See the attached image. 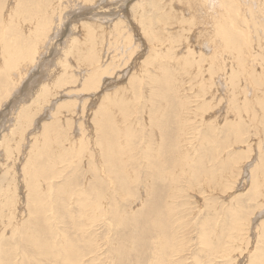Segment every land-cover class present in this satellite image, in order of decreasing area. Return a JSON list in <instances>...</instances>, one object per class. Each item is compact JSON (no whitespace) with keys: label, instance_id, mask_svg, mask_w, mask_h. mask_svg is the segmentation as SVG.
Segmentation results:
<instances>
[{"label":"rangeland","instance_id":"1","mask_svg":"<svg viewBox=\"0 0 264 264\" xmlns=\"http://www.w3.org/2000/svg\"><path fill=\"white\" fill-rule=\"evenodd\" d=\"M149 1H151V0H149ZM155 1H156L157 6H159V7L161 6L160 7L161 11H159V13L165 14V15L163 14L162 17L159 19L160 20V23L158 25L159 31L160 32L162 31L161 34L163 35V37L166 38V40L169 39V37L166 35H169L170 37H172V39H174V42L176 44V45L174 44L176 46V49L173 52L174 55H172V56L170 55V57H169L170 62L168 61L169 62L168 63L166 61V64L168 63V65L169 64L171 65V66L169 65L170 69L168 70V72H170V75H172V76L175 75L176 71H177V75L180 76L181 79H183V81L181 82L182 87H181V91H180V96H181V100L183 102L186 101L185 102L186 111L184 114H182V116L185 115V118L188 119L187 125H189L191 123L189 126L186 125V128L183 130L184 134L182 133L183 142L181 144V149L184 148L182 150L184 152L189 151V152L185 153L186 156L188 157L187 163H182V168H183L182 170H180V168H181L180 163H173V165H175V166L172 168V173H173V175H175L174 176L175 181L172 183V187L173 188L175 187L174 188L175 191H173V189H172L171 192L169 193V196L171 195V197H169V200H170V198H171V200L170 201L165 200V197L163 195V197L160 200H158V201H160L159 204L157 203L158 202L157 200H156L157 202L155 204H154V201L152 202L154 195H156V193H153V192L158 187H160L161 184L160 183L154 184L151 181V180H153L152 176L154 173L153 170H151L152 169L151 163H149V167H148V165H147L148 163L147 164L144 163L143 158H142V156H143L142 151H144V149H145V146H146L145 142H147L146 141L147 138H149V139L151 138V140L152 139L155 140L156 138H158L160 136V134H162L164 132H167V131H170L172 133L174 132V128H173L174 125L172 122L173 119L171 116L173 114L172 113L173 108L176 106L175 104H177V102L173 98H170L169 100H167L170 103L166 102V100H165V102L167 104L169 103V106L168 107L165 106L164 101H161V100L159 101L156 97H153V94H152V90H153L152 88H160L161 86L153 87L151 85H148L146 83L147 81L145 79H142V78H141L142 79L141 83L138 82V80H137L138 75H140V74L144 75V77L146 76L145 71L147 68H148L147 70L151 71V68L149 66H147L148 56L150 55L151 48H150V45L148 44L147 40L142 35L141 25L139 24L140 21L137 18L139 15L140 9H141V8H139V6L140 7L142 6L144 9L147 6L146 10H148V9H149L148 11L151 10L149 12V14L151 12L154 13L153 12L154 8L151 6V3L149 5L147 3L148 0H146V3H145V0H141V2H140V0H93L92 2H89L91 4H88L87 2H83L82 0H71L70 4H68L67 6L64 3V5L67 8L65 11H63V13L61 15L62 21H61L59 27L51 33L50 38L48 39L47 50L43 51V53L40 54V57H38V56L36 57V60L34 62L36 64L32 63L31 71L28 73V75L26 77L23 78L21 84L18 85L14 89L13 88L10 89L8 96L3 98L2 101H0V163H2V164H0V179L3 177L5 178L6 175H7L6 178L8 177V175L9 176L13 175V172L19 173V174L18 173L15 174V177L17 178L16 185L18 186L17 190H16V192H17L16 198H19V199H17L19 206L17 205L18 209L16 210V213L18 214L17 221L20 223L22 220V222H21L22 225H26V226H29L30 228H33L34 225L31 222L33 218H31V217H34V215L31 216L30 214H28V209L26 208V206H27L26 201L27 200L25 197L26 194H24L26 191L24 188L25 187L24 186V180H23L22 175H21L22 164L27 161L26 160L28 158L27 155H30L31 150L28 153V150L26 149L27 147L25 148V146H24V148H20L19 151L13 150L14 145H15V138L17 137L15 134L14 128L20 127L21 124L24 125L26 122L29 121V118L26 119V118L22 117L21 119H19L17 121L16 115H15L16 111L18 110V108L21 109L23 104H25V103L29 104V106H31V108L34 109L33 110L34 115L37 118L33 115L35 117V118L33 117L34 118L33 124L30 127H28L27 128L28 130L26 129L27 131L25 132V136H28V134H29V136L27 137V140L30 141V138H33L35 135L36 136L39 135V133L41 132V129H42V125L44 123L54 122L55 120L60 118V117H58V115H56V113H58L56 110V107L58 104H60L64 101H68V100H70V102H72V103L75 102L74 103V108H75L74 114L66 113L67 110H63V113L64 114L66 113L65 115H67L70 118V123L72 122L71 123L72 129L70 131V134L72 135V137H75V140H79V138H81L83 135L86 138V140H88L89 149H91L92 151H97L98 149H95L93 144H91V141L96 140V136H94V124L93 123H94L95 117L97 118L98 115L97 116H95V115L100 111L101 106H99V105L103 102L102 97L108 96V95H111V94L117 92L118 94L120 93L118 96H122V97L124 96L126 99H128L127 100L128 103L132 100L129 104L131 107V108L129 107L130 108V116L128 117V120L126 121L125 126H124V123L119 121L120 118L118 119V122H119L118 126L120 127V130H121V133L118 135L119 143H120V145L123 143V145H121V148L122 149L124 148L123 151H125V154H126V155H123V157L121 154L119 157H121V159L123 158L122 159L123 161L124 160L127 161L125 163V169L128 167L126 169V171L128 173L127 175L130 177V180H131L130 181L131 183L129 184L131 195L126 200H122L119 197H117L115 199V201L117 203L111 202V207H112L111 209L112 210L109 209L110 210L109 213L105 217H101L100 212L95 210L97 208H95V206H93V205H97L96 203H98V202L95 203V201H96L95 196L86 195L87 196L86 197L85 195H83V192L85 191V189L83 188L82 185H80L78 183L79 187L77 189H78V191L81 190V195L78 196V194H75L77 189L76 190L74 189V192L71 193V195H72L71 198H69V201H72V202L77 201L76 206L77 205L78 206L75 207V202H73V203L69 202L70 205L68 207V210L70 212V218H73L75 220V224L79 229L77 233L74 232L76 234L77 241L79 242L78 248H80V250L83 252L86 251L85 252L86 256L83 259V261L81 262V264H122V263L123 264H149L151 262L150 257H152V253L150 252V250H153L152 241H153V239H157L156 236H158L157 235L158 232L154 231L153 227H151V226L157 217L161 218V220L163 222H166V224H167V225L165 224L166 226H165V229L163 232V236H164L165 240H170L173 236L175 237V241L181 240V244H182L181 249H179L180 252H178L177 255L173 258L174 259L173 264H198V263L199 264H257L262 257L264 258V249H263L264 248V199H262V198H264V195H262V194H264V189H263L264 188V165L262 163V158L264 155V153H263L264 152V147H263L264 142L262 141V140H264L263 139L264 138V135H263L264 132L261 128L262 127L261 121H263L262 117H260V116H262V113H261L262 111H260L261 107L259 106V104L255 103V102H254L255 104L252 103L253 107L256 111V114H258L257 119H256L257 120L256 124H254V125L257 128L259 127L258 128L260 130L259 134H257V131L255 134V131L253 130L252 126L250 127L251 121L249 118L247 119L245 117V115H246L245 113L242 114L243 111H241L242 112L241 113V115H242L241 120L235 122L236 126H235V124H233V127H235L233 130L231 128L229 130L224 128L225 126L228 128L230 126L229 121H226L228 119L225 117L226 116L225 113L223 115L221 112V115L218 114L219 117L212 119L210 122L207 121L208 119L210 120V118H208V116L210 117L214 112H217L218 108H216L215 106H213L215 110L211 109L213 107H210L211 112L209 110L208 112L202 113L203 116L201 115L200 118L198 116L197 120H196V117L194 116V111H196V110L193 108H196V105H198V104H195V103H197L200 100V99L196 98L197 97L196 93L199 91L200 88L197 87V84L195 86V83L193 81L192 82L194 84H192V82L189 83L188 82L189 79H188V77H186V75H184L186 77V79L184 80V76L182 75L183 71H182V68L180 65L181 61H182L181 57L184 56L183 52H185V47H186V44L189 43L188 41L191 38L190 37L191 34H188V33L184 34V32H180V30L179 31L177 30L178 20L179 21L181 20V17H182L181 15L187 16V14H188V12H185V11L180 13L181 11L184 10L183 6H186V3H185L186 0H178V1L171 0V2H170V0H168V2H167V0H162V1L161 0H154V2ZM163 1H164V3H163ZM218 1H220V2L223 1V5H225V8H227V7L231 8L233 5L232 2H236L235 0H214V1H207V4L213 6V9H218L219 7H221V6L218 7V4H219ZM251 1L252 2L255 1V3H256V0H247L246 2H245V0H239V3L242 4V7L244 6L245 8H247L251 4ZM217 2H218V4H217ZM169 4L174 10L172 8H171L172 10L169 9V7H170ZM247 4H249V5H247ZM162 5H165L164 8L162 7ZM226 5H228V6H226ZM148 6H150L151 8ZM250 8H252V7H250ZM198 10H201V8H199ZM249 10L252 11V9H245L247 15H249L248 14L250 12ZM167 11L170 14H168ZM252 12L254 13L253 15H257V17H258L257 9L253 8ZM172 13L174 14V18H173V16H171ZM249 17L250 16H248V18ZM172 18H173V20H171ZM63 19H64V21H63ZM167 19L170 21H168ZM261 19H263V20H260L261 25L258 22L259 26L258 25L256 26L258 28L255 29L253 24L250 25V29L252 31V33L251 32L250 33L252 35V38L254 39L253 40L254 45L257 44V42L258 43L259 42L264 43V36L262 37V35H263L262 32H264V17ZM156 22H158V21H156ZM164 23H165V25H164ZM95 24L98 26H96ZM90 25H92L93 27H91ZM163 25H164V27H163ZM124 27H126V28H124ZM166 27H167V29H166ZM115 29L120 30L119 33H117L115 31ZM168 29H169V31H168ZM164 34H166V35L164 36ZM187 35H189V36H187ZM91 36H93V37L91 38ZM122 37H124V38H122ZM127 37H129L130 41L126 40ZM187 37H189V38H187ZM118 41L120 43L121 42H123V43L120 44ZM200 41H203V40H200ZM132 42H133V44H132ZM194 42H195V40H194ZM85 43L86 44L88 43V45H85ZM101 43H103V45ZM129 43H130V45H129ZM182 44H184V45H182ZM115 45L117 48L114 47ZM88 46H90V47H88ZM122 46H123V48H121ZM197 46L198 45H193L192 46L193 48H189V49H191V50L193 49L192 51H198L199 47H197ZM74 47H76V49H77V51H79V53L81 51V54H85L86 52H89V50L91 53H95V51L97 52L98 48L100 47L99 51L96 53V58L99 57L98 63H99V66L101 65L100 66L101 68H103V67L106 68L105 66L112 62V61L110 62L109 60L113 57L114 61L112 62V67L110 68L111 70L109 71V72H111V74L110 75H104L101 77L97 89L88 90V91L82 90V92H80L81 91L80 88L82 86V81H80L79 76L80 75L83 76V74L86 72L85 70H86L87 66H85V62H87V61H85L84 63L81 62V63L77 64L76 58L72 57V55H70L68 53V51L69 52L72 51V49ZM111 47H113V48H111ZM86 48H88V50ZM131 48H133V49H131ZM73 50H75V49H73ZM85 50H87V51H85ZM181 51H182V53H180ZM187 51L188 50H186V52ZM255 51L257 52L258 50H255ZM103 52H105V53H103ZM206 53L209 54V51L206 50ZM179 54H181V55H179ZM223 54L224 55L222 57V62H226V64L222 65L223 66L222 68L225 67L223 70H224V73H226V74L229 73L231 70L233 72H235L234 82H235L236 89L240 90L241 88H244L243 85H246L250 81V79H248V78H250V76L248 75L249 71L253 72V75L254 74L256 75L257 73H258L257 76L261 75V71H262L261 68H264L262 66V64L254 62V64H252V63L250 64V67L252 68L253 71L248 70V69H247L248 72L246 70L241 71L239 69L240 67L236 66V62L231 58L230 55H228L226 53H223ZM175 57H177V58H175ZM65 58L68 59L69 62L67 64V66L68 67L71 66V69L69 68L67 70V72L66 73L64 72L65 74H63V73H61V71L63 72V68H64L62 65V61L65 60ZM117 58L119 60H117ZM120 58H122V59H120ZM144 60H145V62H144ZM103 62H105V63H103ZM247 64H249V63L246 62V65ZM263 64H264V62H263ZM113 67H116V68L113 69ZM245 67L247 68L248 66H245ZM238 69H239V71H238ZM138 71H139V74H138ZM153 72H155V71L153 70ZM156 73H160V72L156 71ZM243 73H244V75H242ZM59 75H62V76H59ZM71 76L75 78L74 79L75 81L73 80V83L69 84V85L64 84L63 82L66 80V78L67 77L69 78ZM246 77H248V78H246ZM224 78H225V76L223 75L222 79H224ZM255 78H256V76H255ZM243 79H244V81H243ZM62 80H63V82H61ZM237 80H239V81H237ZM130 81H132V82H130ZM133 82H134V84H133ZM220 82H221L220 84L219 83L217 84L218 88L216 86L214 88L212 87V90L216 89V93H214L215 94L214 96L216 97L215 101L217 100V98L220 99L222 97V95H224L227 92L225 89L226 85L223 84V83H225L224 80H220ZM130 83H132V85ZM187 84H189V85L185 86ZM47 86H49V90L47 91L48 95L43 99L44 102L40 105V103H37L38 99H36V98L38 97V94L40 95L41 91L43 89H45ZM183 87H185V89ZM193 87H194L195 92L193 90ZM147 88H148V90H147ZM70 89H76L77 91L69 92ZM126 89H127L128 94L125 91ZM135 89H136V92H135ZM138 90H140V91L143 90V91L140 92ZM149 91H151V93ZM190 92H191V96H190ZM223 92H224V94H223ZM139 93L142 96H140ZM105 94H108V95H105ZM131 94H133L132 97H131ZM251 94H252L251 91L246 93V98L251 99L252 98ZM219 96H221V97H219ZM206 97L209 98V95H206ZM195 99H196L195 102L192 101ZM154 100L158 104L154 103ZM100 101H101V103H100ZM143 101H144V103H143ZM173 101L175 102L174 104H172ZM84 102H86V103H84ZM222 103H223V105H221L222 107L221 106L220 107L225 109V103H226L225 99H221V104ZM152 104L153 105L156 104V105L153 106ZM170 104H172V105H170ZM236 104H237V106H240V105L243 106V96H238L236 98ZM83 105H84V107H82ZM144 105H146V106H144ZM119 106H121V105H119ZM132 106H133V110H132ZM150 107L153 108L152 109L153 111L152 110L149 111V109H151ZM163 107H165V108H163ZM170 110H172V112ZM257 110H258V113H257ZM39 111H42L41 115H40ZM52 111H54V112H52ZM151 111L153 113H151ZM140 112L143 114H141ZM49 113H50V115H49ZM168 113L170 114V116L167 117ZM207 113H208V115H207ZM150 116H152V117H150ZM187 116H189V117H187ZM191 116H193V117H191ZM154 117H155V119H152ZM159 117H160V119H159ZM228 117L230 118L231 116H228ZM131 118H132V120H131ZM133 118H134V120H133ZM146 118H147V120H146ZM92 119H93V121H92ZM164 119L165 120L167 119L168 124H169L168 126H167V124L165 125L166 122ZM203 119L205 120V122L207 121L208 123H204ZM159 120H161V121L158 122ZM169 120H171V122ZM213 120H215V121H213ZM154 121H156L155 125H154ZM194 121L195 122L197 121V123H195ZM249 121H250V124L248 125ZM198 122H201V124L202 123L203 124L200 125V124H198ZM211 122L214 123L211 126L214 129H215V127H217L218 131L211 129V126H210ZM128 123H129V125H128ZM143 123H144V125H143ZM132 124H134V125H132ZM204 124H206V125H204ZM218 124H221V125H218ZM245 124H246V126H245ZM17 125H19V126H17ZM137 125H141V126L139 127ZM144 126H145V128H144ZM146 126H147V128H146ZM148 126H151V127H148ZM164 126H165V128H164ZM196 126H198V127H196ZM208 127H210V132H211L210 135L211 136H209V132H208L209 130H207ZM20 128H22V127H20ZM122 128H123V130H122ZM133 128H134V130H133ZM137 128H138V131H137ZM160 128H161V130H159ZM140 129H141V131H140ZM197 130L199 131V133L200 132L201 133L198 134ZM132 131H134V132H132ZM149 131H150V134H149ZM161 131H162V133H161ZM145 132H147L146 136H145ZM238 132H240V133H238ZM261 132H263V134H261ZM129 134H131V135H129ZM214 134H215V136L212 139V136ZM246 134L249 136V138L250 137L251 138L249 139ZM32 135H33V137H32ZM125 135H126V139H125ZM152 135H154V136H152ZM185 135L187 137L189 136V138H186ZM203 135H205L206 137L207 136L209 137V138L207 137L208 141H209L208 146L211 145L210 148L208 147L209 151L206 149H202V147H200L201 146L200 137H202ZM235 135H237V136H235ZM5 136H8L7 139L9 140L8 141L9 143H6L5 140L2 141ZM78 136H80V137H78ZM122 136H124V137L122 138ZM150 136H152V137H150ZM221 136H223V137H221ZM127 137H128V139H127ZM132 137H133V139H132ZM210 137H211V139H210ZM224 138L227 139L226 143H224L225 145L222 144V141ZM237 138L239 139V141ZM121 139H123V140H121ZM142 139H143V141H142ZM215 139H216V142H215ZM228 140H229L230 144L228 143ZM197 141H198V143H197ZM219 141L221 143H218ZM138 142H139V144H138ZM219 144H221V145H219ZM23 145L27 146V144H23ZM253 145H254V147H253ZM8 147H10L11 148L10 151H12V155L10 154V159L8 158L9 160L6 158V154L4 151V149L5 148L8 149ZM92 147L95 150H93ZM140 147L142 149H139ZM153 147L154 146L152 145L151 152L154 151ZM22 149H23V151H22ZM127 150L129 153L128 152L126 153ZM129 150H131V151H129ZM210 152H212V153H210ZM243 152H244V155H243ZM93 154H94V161L96 162L95 165H96V168L98 169L97 166L98 165L100 166V157H99L98 151L93 152ZM151 154H153V153H151ZM133 155H135V156H133ZM213 155H215L216 157ZM211 156H212V158H211ZM209 158H210V160H209ZM215 158H217V159H215ZM258 158H259V160H258ZM84 159H85V155H84ZM5 161L6 162L8 161V163H6ZM85 161L86 160H84V165H87ZM190 162H192V163L190 164ZM79 163H81V162H79ZM184 164H185V166H184ZM204 165H206V166H204ZM199 166L200 167L202 166V168H200ZM7 167L12 168V169L8 170L9 168H7ZM81 168H82V164H81ZM188 168H190V169H188ZM134 170H136L135 173H134ZM141 170L143 171V173L145 171L144 175L141 172ZM183 170H185V171L190 170L193 172L194 175H200L201 174L200 177H202L206 173H207V175L209 174V176H217L219 179H218V182L216 184V186H217L216 189L214 190L213 188H208V187L202 188V186L200 187V185L192 186L190 184L189 179L187 178L188 176L187 175L185 176L184 173L182 174ZM218 170H219V172H218ZM210 171H212V172H210ZM10 172H11V174H10ZM130 172H132V173L130 174ZM138 172L141 175L138 174ZM6 173H8V174H6ZM75 173H77V172L75 171ZM85 173L86 172L82 173L81 169L79 170L78 176H81V177H78L79 181L85 175H86L85 177L90 178V176H91L90 173H86V174ZM228 174H229V177H228ZM230 174H232V175H230ZM93 182L94 181L91 180V185L96 187L97 185H95ZM228 182H230V183H228ZM4 183H6V182L4 181ZM152 183L154 184V186L152 185ZM106 184H107V182H106ZM177 186H179V187H177ZM106 187L109 189L108 184ZM161 187H162V185H161ZM220 187H221V189H220ZM69 188H72V187L69 186ZM225 189H226V191H225ZM68 190H70V189H68ZM99 190H100L99 192H101L103 190V186ZM95 191H96V193L98 192L97 187H96ZM186 191H188V192H186ZM189 191H190V195H189ZM207 191H209V192H207ZM138 192H140L142 194H140ZM20 193H21V195H20ZM163 193H164V191H163ZM172 193H175V194H172ZM151 195H153V196H151ZM91 196H92V198H91ZM140 197H141V199H140ZM214 197H216V198H214ZM90 198H91V200H90ZM195 198H196V200H195ZM216 199H218V200L216 201ZM143 201H144V203H143ZM160 203H162V204L160 205ZM170 203H171V205H170ZM199 203H200V205H199ZM147 204H149V205L146 206ZM91 206H93V207H91ZM170 207H172V209ZM168 208H169V210H168ZM139 209H141V210H139ZM165 209H167V210H165ZM172 210L173 211L175 210V211L172 212ZM239 210H240V212H239ZM132 211H135L136 213L134 212V214H132L133 213ZM148 211L149 212L153 211V212L148 213ZM197 211H199L200 213ZM207 211H208V213H207ZM241 211L244 213H241ZM49 214H51L53 218H51V222L48 225H49V227H51L50 229H51V232L54 234V236H58L57 238L61 237V235H59L60 232L58 233L57 229H59V228L60 229H62V228L72 229V227L71 228L68 227L67 223H65L66 222L65 219H70V218H66V215H64L62 213V211L56 210V215L58 216V218H59V216L61 217V220L59 219L60 221H57L58 218L55 216V210L54 209H51ZM90 214H92V215H90ZM109 214H110V216H109ZM143 214H144V217L143 216L141 217V215H143ZM152 215H154V216H152ZM155 215H157V216H155ZM29 216H31V217H29ZM121 216H122V218H121ZM28 217H29V219H28ZM162 217H163V219H162ZM113 218H115V219H113ZM117 218H118V220H117ZM129 218H131L130 221L128 220ZM150 218H152V219H150ZM246 218L248 221L247 222L243 221L244 219L246 220ZM134 219H135V221H134ZM169 219H171V221H172L171 223L174 226L171 225ZM25 220H27L28 222ZM136 220H138V221H136ZM4 221H5V224H4ZM6 221H7L6 219L0 218V235H1L0 236V243L4 246L0 249V264L5 263L6 260H5L4 254H8L9 251H11V254H13L12 257H8L11 259L10 264H13V263L14 264H18V263L20 264V262H21L20 259H23L24 264H29L32 261V260L29 261V259L31 257L30 256V254H31L30 246L25 245L27 243H25L24 241H20L22 239V237L24 239V236H22V235L20 236L19 234H16L15 236H11V234L9 233L10 229L8 228L11 226V224H10V226H7ZM107 221H110V222L108 223ZM226 221H228V222H226ZM229 221L231 222L230 226L232 228L229 227ZM56 222H59V224H56ZM82 222L86 223L87 226L85 227V226L81 225ZM134 222L136 224L139 222L141 225L138 223L135 226ZM149 222H151V223H149ZM14 223H16V220L14 221ZM142 223H143V225H142ZM27 224H29V225H27ZM88 224H91V226L90 225L88 226ZM189 224H190V226H189ZM227 224H228V226H227ZM259 224H261L262 227ZM148 225H151V226H149L150 229L147 228ZM189 227H190V230H189ZM211 227H213V228H211ZM236 227L239 229H237ZM259 227H261V228H259ZM3 228H5V229H3ZM140 229H142V230H140ZM219 229H220V231H218ZM195 230H196V233H195ZM210 230H213L214 232L213 231L210 232ZM232 230L235 232H233ZM6 231H7V233H6ZM141 231H143V232H141ZM171 231H173V232H171ZM66 232L70 234V231H66ZM190 232H191V234H190ZM229 232H231V233H229ZM139 234L141 235L140 237L138 236ZM18 235L20 238L18 237ZM187 235H189V236H187ZM137 236H138V238H141V239H138ZM132 237L135 238L134 239L135 241L132 240L133 239ZM136 239L138 240V242H136L137 241ZM205 240H211L210 241L211 244L212 243L214 244V246L212 244V248H213L212 250H210V251L208 250L210 248V246L205 247V244L203 243V242H205ZM216 240H217V242H216ZM140 241H142L143 243L141 242V244H138L139 245L138 246L136 243H140ZM246 241H247V243H246ZM116 242H117V244H121V243L122 244L117 245ZM118 242H120V243H118ZM6 243H8V244H6ZM9 243L11 244V246H9ZM22 243H23V245H22ZM91 243H93V244H91ZM130 243L132 245H130ZM224 243H225V245H224ZM88 244L93 245V248H91V251L87 253L86 247L88 246ZM123 244L124 245L126 244V246H124ZM197 244L199 245V247ZM140 245H142V246L140 247ZM116 246L118 247L117 249H116ZM120 246H123L124 249L121 248ZM131 246H133L132 248H134V247L135 248L131 249ZM228 246H230V247H228ZM138 248H139V250H140V248H142L141 249L142 251L140 250L141 251L140 252L138 250ZM207 250H208V252H207ZM225 250L227 253L225 252ZM198 251H199V253H198ZM127 252H128V254H127ZM202 252H203L204 256H202ZM24 253H25V255H24ZM180 253H181V255H180ZM8 255L10 256V254H8ZM258 255H259V257L257 258ZM193 256H195V257H193ZM222 256H224V257L222 258ZM251 256H253V257H251ZM254 256H256V257H254ZM8 258L6 257V259H8ZM32 259H35V257L34 258L32 257ZM222 259H224V260H222ZM226 260H228V261H226Z\"/></svg>","mask_w":264,"mask_h":264},{"label":"bare ground","instance_id":"2","mask_svg":"<svg viewBox=\"0 0 264 264\" xmlns=\"http://www.w3.org/2000/svg\"><path fill=\"white\" fill-rule=\"evenodd\" d=\"M82 1L87 2L88 4H91L89 2H92L93 0H82ZM174 1H178V0H174ZM207 1H214V0H186V2H185L186 6H183L184 10L181 11L180 13L185 11V12H188V14H187V16L180 14L182 17H181L180 21L178 20V25H177L178 31L180 30V32H184V34L185 33L191 34L190 35L191 38L188 41L189 43L186 44L185 52H183L184 56L181 57L182 61H181L180 65H181V68L183 71L182 75L183 76L186 75V77H188V79H189L188 82L191 83L193 81L195 83V86L197 84V87L200 88L199 91L196 93V96H197L196 98L200 99V100L197 103H195V104H198V105H196V108H193L196 110V111H194V116L196 117V120H197L198 116L200 118L202 113L208 112L210 110V107L215 106L216 108H218L217 112L213 111L214 113L210 117L208 116V118H210V120L207 118L208 119L207 121L210 122L212 119L219 117L218 114L221 115V112L223 115L225 113L226 114L225 117L228 119L226 121H229L230 126H229V128L226 126L224 128L227 130H229L231 128L233 130L235 128V127H233V124H235V122L241 120V118H242V115H241L242 112L241 111H243L242 114L245 113L246 114L245 117L247 119L249 118L251 121L252 125L250 124V121H249L248 125L250 124V127L252 126L253 130L255 131V134H256V131H257V134H259V132H260V130L258 129L259 127L257 128L254 125V124H256V121H257L256 119H257L258 114H256V111L253 107V104L257 103L261 107L260 111H262L261 112L262 116H260V117H262V120H263V121H261L262 127L260 125L259 126L262 128V130L264 132V68H261L262 71H261V75H259V76H257L258 73L256 75L255 74L253 75V72L249 71L248 75L250 76V78H248V77H246V78L250 79V81L246 85H243L244 88H241V89L239 88L240 90L236 89V87H235V82H234L235 72H233L231 70L229 73L226 74V73H224V70H223L225 67L222 68L223 67L222 65L226 64V62H222V57L224 55L223 53L230 55L231 58L236 62V66L240 67L239 69L241 71L246 70L248 72V70H252V68L250 67V64L251 63L254 64V62L262 64V66L264 67V64H263V62H264V43H261V42L258 43L257 42V44L254 45V41H253L254 39L252 38V35H251L252 31L250 29L251 24H253L255 29L258 28V27H256L257 25L258 26H259V24L261 25L260 20H263L261 18L264 17V0H256V3H255V1H253V2L251 1L250 5L247 4V5H249V7H247V8H245L244 6L242 7V4L239 3V0H235L236 2H232L233 5L231 8H229V7L225 8V5H223V1L222 2L218 1L219 2V4L217 2L218 7L221 6L218 9H213V6L208 5ZM246 1L247 0H245V2ZM70 2H71V0H0V101H2L3 98L8 96L10 89H12V88L14 89L18 85L21 84L23 78L26 77L28 75V73L31 71L32 63L35 62L36 57L37 56L40 57V54L43 53V51L47 50L48 39L50 38L51 33L59 27V25L62 21L61 15H62L63 11L66 10V8H67L66 6L68 4H70ZM140 2H141V0H140ZM167 2H168V0H167ZM170 2H171V0H170ZM64 3L66 6L64 5ZM145 3H146V0H145ZM147 3H148V5L151 3V6L154 8V11H153L154 13L151 12L149 14V12L151 10L150 11H148L149 9L146 10L147 6L145 9L142 6L141 7L139 6V8H141V9H140V12H139V15L137 18L140 21L139 24L141 25L142 35L147 40V42L151 48V52H150V55L148 56V61H147V66H149L151 68V71L147 70L148 69L147 68L145 71L146 76L144 77V75L140 74V75H138L137 80H138V82L141 83L142 79H145L147 81L146 83L148 85H151L153 87L161 86L160 88H152L153 89L152 90L153 97H156L159 101L161 100V101L165 102V100H166V102H169L167 100H169L170 98H173L177 102V104H175L176 106L173 108V112H172V110H170L173 113L171 117L173 119L172 122L174 125L173 126L174 132L172 133L170 131H167V132L162 133V131H161L162 134H160V136L158 138H156L155 140L154 139L151 140V138L150 139L147 138V140L145 139L147 142L144 141L146 143V146H145L144 151H142L143 152L142 158H143L144 163H146V164L148 163L147 164L148 167H149V163H151V168H152L151 170H153V172H154L153 176H152L153 180H151V181L154 184L160 183L162 185V187L160 185V187H158L153 192V193H156V195H154V197L156 199L153 197V200H152V202L154 201V204H155L158 200H160L163 197V195L165 197V200H169V197H171V195L169 196V193L171 192L172 189H173V191H175L174 190L175 187L174 188L172 187V183L175 181V178H174L175 175H173V173H172V168L175 166V165H173V163H180L181 164L180 170L183 169L182 163H187L188 157L186 156L185 153H187L189 151H187V152L182 151L184 148L181 149V144L183 142L182 133H183V130L186 128L188 119L185 118V115L182 116V114H184L186 111V105H185L186 101L183 102L181 100V96H180V91H181V87H182L181 82L183 81V79H181L180 76L177 75V71H176V74L173 76L170 75V72H168V70L170 69V67H169L170 64L168 65V63L170 62L169 57H170V55L171 56L174 55L173 52L176 49V46H175L176 44L174 42V39H172V37L164 34V36L166 35L169 37V39L166 40V38L163 37V35L161 34L162 31L161 32L159 31V27H158V25L160 23L159 19L164 14V13H162V14L159 13V11H161V8H160L161 6L160 7L157 6L156 1L154 2V0H151V1L148 0ZM163 3H164V1H163ZM170 4H169V6H170ZM165 5H162V7L164 8ZM226 6H228V5H226ZM148 7H150V6H148ZM250 7H252V8H250ZM171 8L172 7L170 6L169 9H171ZM199 8H201V10H198ZM253 8L257 9L258 17H257V15H253L254 14L252 12ZM245 9H252V11L249 10L250 11L248 13L249 15H247V13H246L247 10L245 11ZM167 13L170 14L168 11H167ZM173 13L171 14V16H173V18H174ZM248 16H250V17L248 18ZM173 18L171 20H173ZM63 21H64V19H63ZM156 21H158V22H156ZM168 21H170V20H168ZM258 22H259V24H258ZM164 25H165V23H164ZM164 25H163V27H164ZM90 26L93 27L92 25H90ZM96 26H98V25H96ZM124 28H126V27H124ZM166 29H167V27H166ZM115 31L117 33H119L120 30L115 29ZM168 31H169V29H168ZM262 34H263L262 35V37H263L264 32H262ZM187 36H189V35H187ZM92 37L93 36H91V38ZM122 38H124V37H122ZM187 38H189V37H187ZM126 40L130 41L129 37H127ZM194 40H195V42H194ZM200 40H203V41H200ZM121 43H123V42H121ZM130 43H129V45H130ZM101 44L103 45V43H101ZM132 44H133V42H132ZM184 44H182V45H184ZM85 45H88V43L87 44L85 43ZM193 45H198L197 47H199V50L198 51H192L193 49L192 50L189 49V48H193L192 47ZM88 47H90V46H88ZM114 47H116V45ZM111 48H113V47H111ZM121 48H123V46ZM73 49H75L76 51ZM73 49L70 52L68 51V53L70 55H72V57L76 58L77 64H79L81 62L84 63L85 61H87V62H85V66H87V68H86V70L84 69L86 72L83 74V76H81V75L79 76L80 81H82V86L80 88L81 89L80 92H82V90L88 91V90L97 89L101 77L104 75H110L111 74V72H109V71L111 70L110 68L112 67V62L114 61L113 57L110 60L108 59L110 62L111 61L112 62L110 64H107L105 66L106 68H104V67L101 68L100 67L101 65L99 66V63H98L99 57L96 58V53L99 51L100 47L98 48L97 52L94 50L95 53H91L89 50V52H86L85 54H81V51L79 53V51H77L76 47H74ZM86 49L88 50V48H86ZM131 49H133V48H131ZM87 50H85V51H87ZM186 50H188V51L186 52ZM206 50L209 51V54L206 53ZM255 50H258V51L256 52ZM103 53H105V52H103ZM180 53H182V51ZM179 55H181V54H179ZM175 58H177V57H175ZM120 59H122V58H120ZM117 60H119V59L117 58ZM166 61L167 62L169 61V62L166 64ZM68 62L69 61L67 58H65V60L62 61V65L64 68H63V72L61 71V73L65 74L69 68L71 69V66H69V67L67 66ZM144 62H145V60H144ZM246 62H248L249 64L246 65ZM103 63H105V62H103ZM34 64H36V63H34ZM245 66H248V67L246 68ZM114 68H116V67H113V69ZM152 69L155 72H153ZM239 69H238V71H239ZM156 71H159L160 73H156ZM138 74H139V71H138ZM62 75H59V76H62ZM223 75L225 76L226 79L225 78L222 79ZM242 75H244V73ZM255 76H256V78H255ZM186 77L184 76V80L186 79ZM74 79L75 78L71 76L69 78L67 77L64 82H63V80L61 82L69 85V84L73 83ZM220 80H224L225 83H223V84L226 85L225 89L227 92L225 94L223 92L224 95H222V97L219 96L221 98L220 99L217 98V100H216L217 102H216L215 101L216 97L214 96L215 95L214 93H216V89L212 90V87L214 88L216 86L218 88L217 84L221 83ZM237 81H239V80H237ZM243 81H244V79H243ZM130 82H132V81H130ZM193 82H192V84H194ZM130 84L132 85V83H130ZM133 84H134V82H133ZM188 85L189 84H187L185 86H188ZM183 88L185 89V87H183ZM48 90H49V86H47L45 89H43L41 91L40 95L38 94V97L36 98V99H38L37 103H40V105H41L44 102L43 99L48 95V93H47ZM140 90H138V91H140ZM147 90H148V88H147ZM193 90H194V87H193ZM73 91L75 92L77 90L76 89H70L69 90V92H73ZM125 91L128 94L127 89ZM142 91H140V92H142ZM250 91L252 92V94H251L252 98L247 99L246 93H248ZM135 92H136V89H135ZM149 92L151 93V91H149ZM191 92H190V96H191ZM194 92H195V90H194ZM108 94H105V95H108ZM119 94L117 92H115L111 95L103 96L102 97L103 102L101 103V101H100L101 104L99 105V106H101L100 111L95 115V116L98 115L97 118L95 117L94 123H93L94 124V136H96V140L91 141V144H93L95 149H98L97 151H98V154L100 157V166L99 165L97 166L98 169L96 168V165H95L96 162L94 161V154H93V152H97V151H92L91 149H89L88 140H86V138L83 135L81 138H79V140H75V137H72V135L70 134V131L72 129L71 128L72 122L70 123V118L65 114L66 113H70V114L75 113V108H74L75 102L72 103V102H70V100H68V101H64V102L58 104L56 107V110L58 113H56V115H58V117H60V118L55 120L54 122L44 123L42 125V129H41V132L39 133V135L38 136L35 135L34 137L32 135L33 138H30V141L27 140V137L29 136V134H28V136H25V132L28 130L27 128L33 124V120L36 117L34 115V111H33L34 109H32L31 106H29V104L25 103V104H23L21 109L18 108V110L16 111L15 115H16L17 121L19 119H21L22 117L26 118V119L29 118L28 122H26L24 125H22V124L20 125V127H22V128H20V127L14 128V131H15V134L17 137L15 138V145H14L13 150L19 151V149L24 148V146H25V148L27 147L26 149L28 150V153L31 150L30 155H27L28 153L26 154L28 158L26 159L27 161L22 164L21 175H22V178L24 180V186H25L24 188L26 191L24 193V194H26L25 197L27 200L26 201V203H27L26 208L28 209V214H30L31 216L34 215V217L29 216V217L33 218L31 222L34 226H33V228H30L29 226L22 225L21 224L22 220L20 223L17 221L18 214L16 213V210L18 209L17 207L19 206L18 205L19 203L17 201V199H19V198H16L17 197L16 190H17L18 186L16 185L17 178L15 177V174H17L18 172L17 173L13 172V175H11V176L8 175L7 178H6L7 175L5 176V178L3 177L4 176L3 175L2 177L4 179L3 178L0 179V202H1L0 203V218H4L7 220L6 221L7 226H10V224H11V226L8 227L10 229L9 233L11 234V236H15L16 234H19L20 236L21 235L24 236V239L22 237V239L20 241H24L25 243H27L25 245L30 246V250H31L30 256L31 257H30L29 261H31V260L32 261L29 264H81V262L85 258V256H86L85 252L86 251L83 252L80 250V248H78L79 242L77 241L76 234L74 233V232L77 233L79 229L75 224V220L73 218H70V212L68 210L70 203L75 202V207L78 206V205L76 206L77 201H73V202L69 201V198H71V196H72L71 193L74 192V189L76 190L79 187V184L82 185L83 188L85 189V191L83 192V195L95 196V198H96L95 203L96 202H98V203H96L97 205H93V206H95V208H97L95 210L100 212L101 217H105L109 213V211H110L109 209L112 208L111 202L115 203L116 202L115 199L117 197H119L122 200H126L127 198L130 197L131 193H130V187H129L130 185L129 184L131 183L130 182L131 180H130V177L127 175L128 173L126 171V169L128 167L125 169V163L127 161H125V160L123 161L122 160L123 158L121 159V157H119L121 154H122V157H123V155H126V154H125V151H123L124 148L123 149L121 148V145H123V143L121 145L119 143L118 135L121 133V130H120V127L118 126L119 125L118 119L120 118L119 121L124 123V126H125V123L128 120V117L130 116V108L131 107L129 104L132 100L128 103L127 102L128 99H126L124 96L123 97L118 96ZM139 95H140V93H139ZM206 95H209V98H207ZM132 96H133V94H131V97ZM140 96H142V95H140ZM238 96H243V106H241V105L237 106L236 98ZM221 99H225V102H226L225 103V109L221 108L222 107L221 105H223V103L221 104ZM144 101H143V103H144ZM192 101L195 102L196 99L192 100ZM166 102H165V106L168 107L170 102L168 104ZM84 103H86V102H84ZM154 103H156L155 100H154ZM174 103L175 102L173 101L172 104H174ZM156 104H158V103H156ZM156 104H154V105H156ZM172 104H170V105H172ZM119 105H121V106H119ZM144 106H146V105H144ZM82 107H84V105ZM152 107H150L151 109H149V111L153 109ZM163 108H165V107H163ZM211 109L215 110L214 107ZM63 110H67V112L65 111L66 113L64 114ZM132 110H133V106H132ZM152 111H151V113H153ZM41 112L42 111H39L40 115H41ZM52 112H54V111H52ZM210 112H211V110H210ZM257 113H258V110H257ZM141 114H143V113H141ZM49 115H50V113H49ZM207 115H208V113H207ZM152 116H150V117H152ZM168 116H170L169 113H168L167 117ZM228 116H231V117L229 118ZM187 117H189V116H187ZM191 117H193V116H191ZM147 118H146V120H147ZM152 119H155V117ZM159 119H160V117H159ZM131 120H132V118H131ZM133 120H134V118H133ZM92 121H93V119H92ZM160 121L161 120H159L158 122H160ZM169 121L171 122V120H169ZM207 121L205 122V120H204V123H208ZM213 121H215V120H213ZM165 122H166L165 125L167 124V126H168L169 124H168L167 119L165 120ZM212 122H211L210 126L212 124H214ZM195 123H197V121ZM155 124H156V121H154V125ZM198 124L202 125L203 123L201 124V122H198ZM128 125H129V123H128ZM132 125H134V124H132ZM141 125H137V126L140 127ZM143 125H144V123H143ZM189 125H187V126H189ZM204 125H206V124H204ZM218 125H221V124H218ZM17 126H19V125H17ZM235 126H236V124H235ZM245 126H246V124H245ZM148 127H151V126H148ZM196 127H198V126H196ZM144 128H145V126H144ZM146 128H147V126H146ZM164 128H165V126H164ZM141 129H140V131H141ZM211 129L218 131L217 127H215V129H214L211 126ZM122 130H123V128H122ZM133 130H134V128H133ZM159 130H161V128ZM207 130H209L208 131L209 136H211L210 135V133H211L210 127H208ZM137 131H138V128H137ZM150 131H149V134H150ZM132 132H134V131H132ZM147 132H145V136H146ZM197 132H198V134L201 133V132L199 133L198 130H197ZM263 132H261V134H263ZM238 133H240V132H238ZM126 135H125V139H126ZM129 135H131V134H129ZM8 136H5L2 141L5 140L6 143H9L8 142L9 140L7 139ZM152 136H154V135H152ZM152 136H150V137H152ZM214 136H215V134L212 136V139ZM235 136H237V135H235ZM78 137H80V136H78ZM123 137L124 136H122V138ZM207 137L205 135L200 137V140H201V146L200 147H202V149H206L209 151V148L211 145L208 146V144H209L208 138L209 137L208 138ZM221 137H223V136H221ZM186 138H189V136L188 137L186 136ZM248 138H249V136H248ZM127 139H128V137H127ZM132 139H133V137H132ZM210 139H211V137H210ZM121 140H123V139H121ZM226 140H227L226 138L223 139V141H222L223 145H225L224 143H226ZM142 141H143V139H142ZM238 141H239V139H238ZM262 141L264 142V140H262ZM215 142H216V139H215ZM197 143H198V141H197ZM218 143H221V142L219 141ZM228 143H229V140H228ZM23 144H27V146L23 145ZM138 144H139V142H138ZM152 145L154 146L153 152H151ZM219 145H221V144H219ZM253 147H254V145H253ZM94 148H93V150H95ZM10 149H11L10 147H8V149L7 148L4 149L7 159L8 158L10 159V154L12 155V151H10ZM139 149H142V148L140 147ZM22 151H23V149H22ZM129 151H131V150H129ZM127 152H128V150L126 151V153ZM151 153H153V154H151ZM210 153H212V152H210ZM84 155H85V159H84ZM243 155H244V152H243ZM133 156H135V155H133ZM213 156H215V155H213ZM211 158H212V156H211ZM215 159H217V158H215ZM84 160H86L85 162L87 165H84ZM209 160H210V158H209ZM258 160H259V158H258ZM79 162H81V163H79ZM6 163H8V161ZM191 163L192 162H190V164ZM262 163L264 165V155L262 158ZM0 164H2V163H0ZM81 164H82V168H81ZM184 166H185V164H184ZM202 166L201 167L199 166V167L202 168ZM204 166H206V165H204ZM7 168H9V167H7ZM10 169H12V168H9L8 170H10ZM80 169L82 170V173L83 172L90 173V175H91L90 178L85 177L86 176L85 175L79 181L78 177H81V176H78ZM188 169H190V168H188ZM75 171L77 173H75ZM135 171L136 170H134V173H135ZM11 172H10V174H11ZM132 172H130V174ZM141 172L143 173L142 170H141ZM210 172H212V171H210ZM218 172H219V170H218ZM183 173L185 174V176L186 175L188 176L187 178L189 179L190 184L192 186L200 185V187L202 186V188L208 187V188H213L214 190L217 187L216 184H217L218 179H219L217 176H209V174L207 175V173H206L202 177H200L201 174L200 175H194L193 172L190 170L189 171L183 170L182 174ZM6 174H8V173H6ZM138 174H140V173L138 172ZM144 174H145V171H144L143 175ZM230 175H232V174H230ZM228 177H229V174H228ZM91 180L94 181L93 183L95 185H97L96 187L98 189V192L100 191L99 189H101L102 186H103V190L99 193L98 192L96 193V191H95L96 187L91 185ZM4 181L6 183H4ZM106 182L108 184L109 189L106 187L107 186ZM153 183H152V185L154 186ZM228 183H230V182H228ZM69 186H71L72 188H69ZM177 187H179V186H177ZM68 189H70V190H68ZM220 189H221V187H220ZM163 191H164V193H163ZM190 191H189V195H190ZM225 191H226V189H225ZM186 192H188V191H186ZM207 192H209V191H207ZM138 193H140V192H138ZM75 194H78V196H80L81 190L78 191V189H77ZM140 194H142V193H140ZM172 194H175V193H172ZM20 195H21V193H20ZM262 195H264V194H262ZM92 196H91V198H92ZM151 196H153V195H151ZM91 198H90V200H91ZM214 198H216V197H214ZM140 199H141V197H140ZM262 199H264V198H262ZM170 200H171V198H170ZM195 200H196V198H195ZM217 200L218 199H216V201ZM159 202L160 201H158L157 203L159 204ZM143 203H144V201H143ZM161 204L162 203H160V205ZM148 205L149 204H147L146 206H148ZM170 205H171V203H170ZM199 205H200V203H199ZM93 206H91V207H93ZM170 208L172 209V207H170ZM51 209L55 210V216L57 218H58V216L56 215V210L62 211V213L64 215H66V218H70V219H65V221H66L65 223H67L68 227H70V228L72 227V229H69V228L60 229L59 228L61 231L59 229H57L58 233L60 232V234H59V235H61L60 238H57L58 236H54V234L51 232V229H50L51 227H49V225H48L51 222V218H53L52 215L49 214ZM139 210H141V209H139ZM165 210H167V209H165ZM168 210H169V208H168ZM174 211L172 210V212H174ZM199 211H197V212H199ZM132 212H133L132 214H134L135 211H132ZM150 212H153V211H150ZM150 212L148 211V213H150ZM239 212H240V210H239ZM207 213H208V211H207ZM241 213H244V212L241 211ZM90 215H92V214H90ZM109 216H110V214H109ZM142 216L144 217V214L141 215V217ZM152 216H154V215H152ZM155 216H157V215H155ZM29 217H28V219H29ZM121 218H122V216H121ZM152 218H150V219H152ZM59 219L61 220L60 216L57 219V221H60ZM113 219H115V218H113ZM130 219L131 218H129L128 220L130 221ZM162 219H163V217H162ZM15 220H16V223H14ZM117 220H118V218H117ZM169 220L171 223L172 222L171 219H169ZM25 221H27V220H25ZM134 221H135V219H134ZM136 221H138V220H136ZM243 221L247 222L248 220L246 218V220L244 219ZM107 222L109 223L110 221H107ZM226 222H228V221H226ZM149 223H151V222H149ZM4 224H5V221H4ZM56 224H59V222H56ZM137 224L135 223L134 225L136 226ZM165 224H166V222H163L161 220V218L157 217L154 220V223L152 224V226L148 225V227H147L150 229L149 226H151V227H153L154 231L158 232V234H157L158 236H156L157 239L152 238L153 239V241H152L153 250H150V252L152 253V257H150L151 262L149 264H173L174 263L173 258L177 255L178 252H180L179 249H181V245H182L181 240L175 241L174 236L173 237L171 236L172 238L170 240L164 239L163 232H164L165 226L167 225V224L166 225ZM230 224H231V222L229 221V227H231ZM27 225H29V224H27ZM81 225H83L85 227L87 226L86 223H84V222H82ZM89 225L91 226V224H88V226ZM142 225H143V223H142ZM171 225H173V224L171 223ZM259 225H261V224H259ZM189 226H190V224H189ZM227 226H228V224H227ZM213 227H211V228H213ZM261 227H262V225H261ZM261 227H259V228H261ZM3 229H5V228H3ZM220 229L218 231H220ZM237 229H239V228H237ZM140 230H142V229H140ZM189 230H190V227H189ZM66 231H70V234L67 233ZM212 231L213 230H210V232H212ZM141 232H143V231H141ZM171 232H173V231H171ZM233 232H235V231H233ZM6 233H7V231H6ZM195 233H196V230H195ZM229 233H231V232H229ZM190 234H191V232H190ZM19 235H18V237H19ZM138 236L140 237L141 235L139 234ZM138 236H137V238H138ZM187 236H189V235H187ZM132 238H133L132 240L135 241L134 240L135 238L134 237H132ZM138 239H141V238H138ZM210 241L211 240H205V242H203L205 244V247L210 246V248L208 249L209 251L213 249L212 248L213 243L211 244ZM247 241H246V243H247ZM136 242H138V240ZM141 242L142 241H140V243H136V244L137 245L141 244ZM216 242H217V240H216ZM118 243H120V242H118ZM6 244H8V243H6ZM91 244H93V243H91ZM116 244H117V242H116ZM121 244H117V245H121ZM22 245H23V243H22ZM130 245H132V244L130 243ZM224 245H225V243H224ZM9 246H11L10 243H9ZM124 246H126V244ZM141 246L142 245H140V247ZM213 246H214V244H213ZM2 247H4V246L0 243V249ZM120 247L123 248V246H120ZM132 247L133 246H131V249L135 248V247L134 248H132ZM198 247H199V245H198ZM228 247H230V246H228ZM91 248H93V245L88 244V246L86 247L87 253L91 251ZM117 248L118 247L116 246V249ZM141 249L142 248H140V250ZM138 250H139V248H138ZM208 250H207V252H208ZM199 251H198V253H199ZM225 252H226V250H225ZM8 254H10V256ZM8 254H4V257L6 260L4 264H10V262H11L10 261L11 259L8 257H12L13 254H11V251H9ZM127 254H128V252H127ZM24 255H25V253H24ZM180 255H181V253H180ZM202 256H204L203 252H202ZM6 257L8 259H6ZM32 257L33 258L35 257V259H32ZM193 257H195V256H193ZM223 257L224 256H222V258ZM251 257H253V256H251ZM254 257H256V256H254ZM258 257H259V255L257 256V258ZM20 260H21V262L19 261L20 264H24L23 259H20ZM222 260H224V259H222ZM228 260H226V261H228ZM257 264H264V258L262 257Z\"/></svg>","mask_w":264,"mask_h":264}]
</instances>
